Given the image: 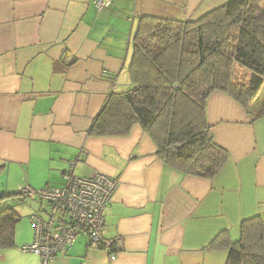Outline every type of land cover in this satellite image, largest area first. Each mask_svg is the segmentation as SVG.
Returning <instances> with one entry per match:
<instances>
[{
    "label": "crops",
    "instance_id": "0c3cea01",
    "mask_svg": "<svg viewBox=\"0 0 264 264\" xmlns=\"http://www.w3.org/2000/svg\"><path fill=\"white\" fill-rule=\"evenodd\" d=\"M104 1L0 0V195L62 186L73 163L77 176L118 180L102 230L115 243L109 252L79 233L49 264H226L228 250L210 242L223 231L237 239L246 218L264 224V114L255 116L264 82L249 109L223 92L208 97L207 121L229 154L211 179L165 165L139 125L125 136L88 129L107 96L129 87L139 17L194 21L227 0ZM21 234L0 261L40 264L19 249L34 229Z\"/></svg>",
    "mask_w": 264,
    "mask_h": 264
},
{
    "label": "trees",
    "instance_id": "16d2710c",
    "mask_svg": "<svg viewBox=\"0 0 264 264\" xmlns=\"http://www.w3.org/2000/svg\"><path fill=\"white\" fill-rule=\"evenodd\" d=\"M262 1L227 0L194 21L139 17L127 67L129 87L107 96L88 134L125 136L139 125L165 165L213 178L229 154L214 139L207 99L219 91L249 109L256 98L264 82ZM262 114L264 106L255 116ZM25 197L21 191L0 195V249L15 246L20 216L10 202ZM208 248L227 249L226 264H264L261 217L242 220L235 240L220 232Z\"/></svg>",
    "mask_w": 264,
    "mask_h": 264
},
{
    "label": "built area",
    "instance_id": "2783aa9c",
    "mask_svg": "<svg viewBox=\"0 0 264 264\" xmlns=\"http://www.w3.org/2000/svg\"><path fill=\"white\" fill-rule=\"evenodd\" d=\"M104 0H95L97 7L106 5ZM73 163L64 171L62 186H45L39 189L23 187L26 197H35L46 206L38 213L31 214L34 236L23 244V252H32L39 257L40 264H49L59 251L71 247L79 233H87L92 240L103 243L109 252L114 240H105L104 212L118 187V180L107 174L96 172L89 177L73 173ZM115 254L111 252L110 259Z\"/></svg>",
    "mask_w": 264,
    "mask_h": 264
},
{
    "label": "rangeland",
    "instance_id": "374dc122",
    "mask_svg": "<svg viewBox=\"0 0 264 264\" xmlns=\"http://www.w3.org/2000/svg\"><path fill=\"white\" fill-rule=\"evenodd\" d=\"M263 4H264V1H263ZM10 204L13 205L15 211L20 216V220L16 225V232H18V230L21 231V233H22L21 238L28 237L29 235L32 236L33 228H32V225H30V223H29V221H30L29 217L31 214L37 213V211L40 212V210H41L40 208L41 207L44 208L46 206L45 202L40 203L38 198H35V197H25L24 200L11 201ZM15 243L18 244L17 238H15ZM19 249H20V247H19ZM20 251H21V249H20ZM28 253H30V252H28ZM27 255H29V254H26V256ZM0 264H4V262L0 261Z\"/></svg>",
    "mask_w": 264,
    "mask_h": 264
}]
</instances>
